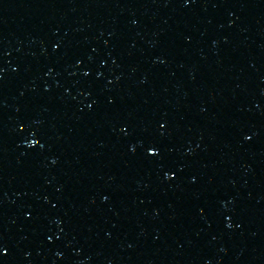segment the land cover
<instances>
[{
    "label": "water",
    "instance_id": "obj_1",
    "mask_svg": "<svg viewBox=\"0 0 264 264\" xmlns=\"http://www.w3.org/2000/svg\"><path fill=\"white\" fill-rule=\"evenodd\" d=\"M0 264H264V0H0Z\"/></svg>",
    "mask_w": 264,
    "mask_h": 264
}]
</instances>
